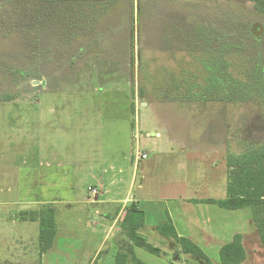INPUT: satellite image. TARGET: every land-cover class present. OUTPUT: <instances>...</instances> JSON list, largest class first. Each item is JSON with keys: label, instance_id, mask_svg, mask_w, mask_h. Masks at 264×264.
Listing matches in <instances>:
<instances>
[{"label": "rangeland", "instance_id": "374dc122", "mask_svg": "<svg viewBox=\"0 0 264 264\" xmlns=\"http://www.w3.org/2000/svg\"><path fill=\"white\" fill-rule=\"evenodd\" d=\"M0 97V264H115L118 223L107 235L99 204L60 203L88 186L101 196L111 168L123 172L117 200L137 175L141 233L169 254L135 248L142 262L192 261L156 232L172 218L181 231L183 215L185 238L213 264L235 233L242 264H264L250 209L203 202L226 198L229 156L264 145V12L253 3L0 0ZM136 150L147 155L137 164ZM56 175L55 237L40 254L44 205L32 203Z\"/></svg>", "mask_w": 264, "mask_h": 264}, {"label": "trees", "instance_id": "16d2710c", "mask_svg": "<svg viewBox=\"0 0 264 264\" xmlns=\"http://www.w3.org/2000/svg\"><path fill=\"white\" fill-rule=\"evenodd\" d=\"M254 3L255 10L264 12V0H248ZM232 21V18L228 19ZM201 30V29H200ZM201 32V31H199ZM199 40L211 35L204 36L197 32ZM225 36L222 47L229 43L228 34ZM218 44L219 39L215 40ZM214 42H209L210 46ZM205 44V42H204ZM208 47V46H207ZM221 50H205L210 56L218 57ZM217 73V72H215ZM2 100V97H0ZM8 100V99H7ZM228 167V188L227 196L223 200H204L206 204L215 205L220 209L228 211H237L249 208L251 211V221L258 235L260 245L264 249V145L248 148L240 155H231L227 159ZM36 216H40V233L39 249L40 254L49 249L55 237V227L53 208L50 205H44ZM123 215L119 221V228L122 238L119 241V247L114 255L115 264H146L137 258L135 248H140L157 257L168 258V252L162 247L154 246L148 243L146 237L141 233L144 230V212L140 210L136 203L132 202L125 205ZM170 229L165 230V226L156 227V232L163 242H172L176 245V251L173 253L174 258L180 253L183 256H190L192 261L188 260L187 264H213L212 261L203 253V251L192 243L188 238L177 235L173 225ZM181 259V258H180ZM246 259L243 247L242 235H233L230 242L221 246L218 252L219 264H242ZM179 260V259H177ZM170 264H177L173 259L169 260Z\"/></svg>", "mask_w": 264, "mask_h": 264}, {"label": "crops", "instance_id": "0c3cea01", "mask_svg": "<svg viewBox=\"0 0 264 264\" xmlns=\"http://www.w3.org/2000/svg\"><path fill=\"white\" fill-rule=\"evenodd\" d=\"M110 170L112 171L111 172L112 175H111V180H110L109 186L106 187L105 189L103 188V194L101 193L102 195L99 196L100 199H98L96 201V203H94V204H99L100 208H101V211H99V212L96 211L95 213L98 214V217L100 220L105 221L104 223H107V225H108L107 226L106 224H102V225L96 224V226H99L103 229H105L106 227H110L112 225L114 215L119 210V208L125 207L127 202L128 203L134 202L137 204V206H139V208H140L139 203L141 202V200H139L135 196H132V194H131L132 193L131 189L135 186L136 181H137V175H135L133 173L130 175V178H129L128 190H127L126 195H125L126 199L123 201V200H117V199L111 198L113 190L122 189L121 185H123V180L120 178V175L123 172L121 170L116 172L115 168H111ZM104 171L106 172V170H104ZM141 183L142 182L140 180L139 184H138L139 189H141V187H142V185H140ZM96 184H100L99 181L96 182ZM45 186H46V189L43 192L42 197H40V201L34 202V203H32V205H52V204H56L57 203L56 201H58V202L60 201V200H58L59 198L53 199L52 196L53 195L55 196L56 191H60L61 189L64 190V184H63L61 178L57 175L53 178L50 177L49 180L47 181V185H45ZM65 189H67V188H65ZM72 195L65 194V193L61 194V197H63V199H65V200H63V202H60V203H65V204H67V203L78 204L79 203L80 205H84L86 203H89L86 201L87 194L85 196H83L78 202L75 200L76 199L75 194L73 196ZM179 217H182V222L179 223L180 226L183 228L181 230L182 232L178 229L177 222H175L174 218L171 217L172 218L171 219L172 225H173L178 236L189 237L187 234L189 231H187L186 228L184 227V226H187V224L185 223L186 221H184V216L180 215ZM235 234H237V233H235Z\"/></svg>", "mask_w": 264, "mask_h": 264}, {"label": "built area", "instance_id": "2783aa9c", "mask_svg": "<svg viewBox=\"0 0 264 264\" xmlns=\"http://www.w3.org/2000/svg\"><path fill=\"white\" fill-rule=\"evenodd\" d=\"M146 156H147L146 153H144V152L143 153H140L138 150H136L135 153H134V161H135V163L137 164L140 160L145 159ZM86 191H87L86 201L89 202V203H96V201L98 200V196L100 194L99 191H98V189L95 188V187H92V186H88L86 188ZM123 209H122L121 213H119V215L113 221L111 227L108 229L107 235L109 233L111 234L114 231V229L116 228L115 226L117 225V223L119 225V221H120V218L122 216Z\"/></svg>", "mask_w": 264, "mask_h": 264}]
</instances>
